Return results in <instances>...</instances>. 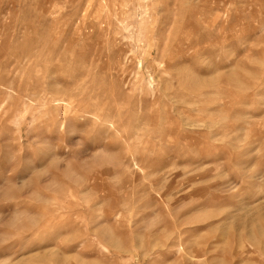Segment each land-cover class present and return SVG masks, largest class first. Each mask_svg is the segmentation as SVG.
<instances>
[{"label": "rangeland", "instance_id": "1", "mask_svg": "<svg viewBox=\"0 0 264 264\" xmlns=\"http://www.w3.org/2000/svg\"><path fill=\"white\" fill-rule=\"evenodd\" d=\"M0 264H264V0H0Z\"/></svg>", "mask_w": 264, "mask_h": 264}, {"label": "bare ground", "instance_id": "2", "mask_svg": "<svg viewBox=\"0 0 264 264\" xmlns=\"http://www.w3.org/2000/svg\"><path fill=\"white\" fill-rule=\"evenodd\" d=\"M246 241L248 242L249 245L255 247L254 243L250 239H246ZM193 254H194L193 256L200 255L199 252H196V253H193ZM196 257H198V256H196Z\"/></svg>", "mask_w": 264, "mask_h": 264}]
</instances>
